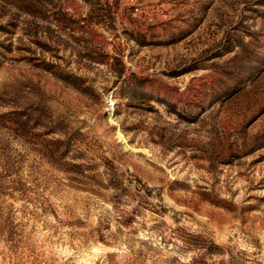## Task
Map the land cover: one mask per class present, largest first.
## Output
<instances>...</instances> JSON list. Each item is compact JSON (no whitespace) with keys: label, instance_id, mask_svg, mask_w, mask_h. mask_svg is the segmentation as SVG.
<instances>
[{"label":"rangeland","instance_id":"rangeland-1","mask_svg":"<svg viewBox=\"0 0 264 264\" xmlns=\"http://www.w3.org/2000/svg\"><path fill=\"white\" fill-rule=\"evenodd\" d=\"M0 264H264V0H0Z\"/></svg>","mask_w":264,"mask_h":264}]
</instances>
